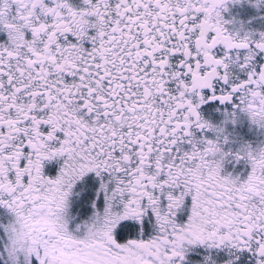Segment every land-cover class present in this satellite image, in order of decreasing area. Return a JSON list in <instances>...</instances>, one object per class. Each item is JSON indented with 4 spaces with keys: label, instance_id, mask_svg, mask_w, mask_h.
<instances>
[{
    "label": "snow or ice",
    "instance_id": "6c2138e0",
    "mask_svg": "<svg viewBox=\"0 0 264 264\" xmlns=\"http://www.w3.org/2000/svg\"><path fill=\"white\" fill-rule=\"evenodd\" d=\"M0 264H264V0H0Z\"/></svg>",
    "mask_w": 264,
    "mask_h": 264
},
{
    "label": "flooded vegetation",
    "instance_id": "af4514ba",
    "mask_svg": "<svg viewBox=\"0 0 264 264\" xmlns=\"http://www.w3.org/2000/svg\"><path fill=\"white\" fill-rule=\"evenodd\" d=\"M233 12H234V13H239V14L243 15L244 12H245V9L242 8V7H237V8H234V9H233Z\"/></svg>",
    "mask_w": 264,
    "mask_h": 264
}]
</instances>
